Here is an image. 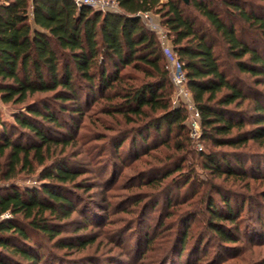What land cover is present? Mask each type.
Returning a JSON list of instances; mask_svg holds the SVG:
<instances>
[{"label": "trees", "instance_id": "1", "mask_svg": "<svg viewBox=\"0 0 264 264\" xmlns=\"http://www.w3.org/2000/svg\"><path fill=\"white\" fill-rule=\"evenodd\" d=\"M116 1L117 10L102 11L73 0H0V99L19 105L14 124L2 123L0 132V264H19L15 258L39 264L44 237L70 250L96 241L77 233L92 219L80 210L76 192L94 186L65 153L77 138L50 131L51 125L76 130L94 104L86 117L102 129L91 137L104 142L99 154L111 147L117 169L138 162L122 187L130 207L153 209L163 196L167 208L179 207L158 216L157 231L145 227L142 254L161 248L155 264H179L186 254L185 264H201L205 238L217 248L241 241V212L255 197L200 178L188 158L233 181L264 178L259 162L253 173L242 167L247 144L264 145V0ZM146 11L157 17L185 72L207 150L193 151L188 113L172 102L161 44L139 15ZM39 93L47 96L29 100ZM22 176L35 183H18ZM106 182L113 186L116 179ZM181 187L192 189L190 197L172 199ZM257 194L264 200V189ZM108 200L105 210L112 207ZM256 201L261 235L262 203ZM128 212L133 220L145 214L136 219L137 210ZM74 213L81 225L74 236L61 237ZM165 218L173 219L170 226ZM248 235L250 241L256 236Z\"/></svg>", "mask_w": 264, "mask_h": 264}, {"label": "rangeland", "instance_id": "2", "mask_svg": "<svg viewBox=\"0 0 264 264\" xmlns=\"http://www.w3.org/2000/svg\"><path fill=\"white\" fill-rule=\"evenodd\" d=\"M253 1L260 2L256 0ZM155 19L158 21L156 16ZM217 50L224 55L222 53L221 44L217 45ZM234 73L238 74L237 72ZM239 76L241 79L243 78V81L247 85L253 87V83L250 78L242 75ZM259 88H262V86H259ZM44 96L45 94L41 93L35 94L29 100L42 99ZM173 97L174 89L172 100L174 99ZM18 106L19 105L16 104L3 103L0 99V132L2 129V123H5L6 125L14 124V116ZM21 109H24V107ZM95 109L96 106L94 104V106H90V109L81 120L77 119V127L74 131L68 130L69 128L67 127H63V130H60L53 128L52 125L49 126L51 134L55 137H66L67 131L70 135L77 138L76 145H73L72 147L69 146L65 150V153L69 154L68 157L72 162V166L82 167L87 171L84 175L87 177L88 181H90L89 183L94 185L88 192H84L82 190L76 192L80 210L87 209V213L91 215L92 219L88 228H85L84 230L82 229L77 233L95 237L96 241L86 248L70 250L58 248L55 245V241L53 242L52 240H47L46 237L40 238L39 247L45 255L42 256V261H40L39 264H92L91 262H93V264H155L154 257L159 255L161 248L147 250L144 254H142V251L145 249V244L142 242L143 231L145 227L149 225V233H153L156 230L155 224L157 223L158 216L162 213L164 215L167 209L169 210L173 208L175 210L179 209V207L170 206L167 208V198L165 196L159 200L158 205L153 209L150 207H148V210L147 207H130L131 204L127 203V200L124 197L127 195L129 196L130 192L122 187L126 183V178L128 179L133 173L131 168L138 162H133L127 167H119L120 169H117L118 167L115 168V165L119 166V163L111 157V147L107 145L105 150L99 154L100 146L104 142L95 141L91 139V137L95 134V130L97 131L102 129L98 126L96 128L93 127L86 117L90 113H93ZM105 133L109 134L110 132ZM83 135H87L88 137L82 138ZM189 137L192 141L193 151H204L210 147L207 146L205 142H202L197 135L191 136L189 133ZM96 143L99 144V149L95 147ZM222 149L229 150L230 148L223 147ZM246 149L247 152H245L246 154L243 156L245 159L244 166H242L243 169L247 170L248 173H253L252 167L255 168V165L259 162V166L261 167L259 169L260 174L264 175V145L259 146L257 143L249 142ZM193 156L196 157L194 154ZM188 160L194 164V169L200 178L204 180L212 179V182L226 189L233 190L236 193L243 195L250 194L255 197V199H250L249 202L245 204V207L241 212L242 217L240 218V229L239 233L236 234L237 237H240L241 241L237 243L223 244L217 248L215 247L214 239L211 240L210 237L205 238L203 240L204 246L202 250L204 251L206 248L207 254H201L203 258L201 264L263 263L264 233L259 235V228H257L256 225V216L259 212L257 211L258 207L256 206L258 205H255V201L258 200L259 203H262L260 210H262L261 215L264 220V200L259 198V194H257V192L261 189H264V178L256 176L255 178H246L241 181L236 179V181H233L232 178L228 179L224 176H215L208 171L203 170L194 158L192 160V158L189 157ZM118 174H120L119 177L117 176ZM112 177H115L116 184L109 186L106 180ZM33 179V176H22L18 178V183L30 185L31 183H35V180ZM145 188L146 187H143L141 189L145 190ZM191 192V188L181 187L179 190L174 189L171 197L174 200L179 199L178 201H180L185 195L190 197ZM108 199L112 201V207L105 210L106 203L109 201ZM95 203H97L99 207H103L104 210H100L95 207ZM128 209L131 211L137 210L138 213H136V219L139 217L141 210H143V213L145 214L141 218L137 219L138 221L133 220L135 213L128 212ZM165 219H167V223L170 226L173 219ZM64 222L66 225L62 228L63 232L61 237L67 238L74 236L75 228L81 225V218L78 213H74L71 218L65 220ZM195 224L196 223H193L191 226L194 225L193 228H196ZM153 225L154 230L151 229ZM248 227L249 232L245 230L246 228L248 229ZM165 231L166 230L162 231L161 234L165 235ZM252 232H254L256 236L252 241H250V236L248 234ZM118 244L120 245L118 246ZM186 255H184L179 261V264H185ZM194 257L195 255L191 257L192 261L194 260ZM15 259L19 260V264H30L22 259Z\"/></svg>", "mask_w": 264, "mask_h": 264}, {"label": "built area", "instance_id": "3", "mask_svg": "<svg viewBox=\"0 0 264 264\" xmlns=\"http://www.w3.org/2000/svg\"><path fill=\"white\" fill-rule=\"evenodd\" d=\"M77 6L87 5L102 11L117 10L116 0H73ZM141 19L147 27L153 31L161 44L162 52L166 58L165 69L169 72L171 83L174 89L173 103L181 104L187 111V127L191 136H199L200 131V114L192 100L191 93L186 86V75L178 60L177 55L173 52L171 44L166 36L165 30L155 19V15L150 12L139 13Z\"/></svg>", "mask_w": 264, "mask_h": 264}, {"label": "water", "instance_id": "4", "mask_svg": "<svg viewBox=\"0 0 264 264\" xmlns=\"http://www.w3.org/2000/svg\"><path fill=\"white\" fill-rule=\"evenodd\" d=\"M188 0H185V2H187Z\"/></svg>", "mask_w": 264, "mask_h": 264}]
</instances>
